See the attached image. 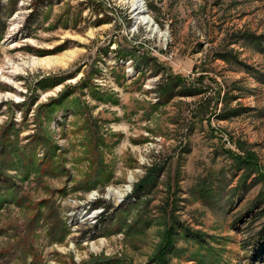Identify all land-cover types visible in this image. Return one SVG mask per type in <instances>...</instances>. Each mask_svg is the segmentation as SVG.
I'll return each mask as SVG.
<instances>
[{
	"label": "rangeland",
	"instance_id": "rangeland-1",
	"mask_svg": "<svg viewBox=\"0 0 264 264\" xmlns=\"http://www.w3.org/2000/svg\"><path fill=\"white\" fill-rule=\"evenodd\" d=\"M133 1L0 0V264H264V0Z\"/></svg>",
	"mask_w": 264,
	"mask_h": 264
},
{
	"label": "bare ground",
	"instance_id": "bare-ground-1",
	"mask_svg": "<svg viewBox=\"0 0 264 264\" xmlns=\"http://www.w3.org/2000/svg\"><path fill=\"white\" fill-rule=\"evenodd\" d=\"M133 8H134V12L136 13V15H142L144 12H145V10H144V8L139 4V1L138 0H134L133 1ZM141 19H142V17H141ZM146 19V18H145ZM150 22V21H149ZM148 22V23H149ZM152 25V24H151Z\"/></svg>",
	"mask_w": 264,
	"mask_h": 264
},
{
	"label": "trees",
	"instance_id": "trees-1",
	"mask_svg": "<svg viewBox=\"0 0 264 264\" xmlns=\"http://www.w3.org/2000/svg\"><path fill=\"white\" fill-rule=\"evenodd\" d=\"M166 91H167V90L164 89L162 94H163V95H167L169 92L167 93ZM171 97H173V95H172ZM141 187H143V186H142V184L140 183V184L138 185V187H137V190H138L139 188H141Z\"/></svg>",
	"mask_w": 264,
	"mask_h": 264
}]
</instances>
